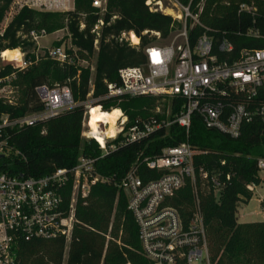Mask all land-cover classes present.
I'll list each match as a JSON object with an SVG mask.
<instances>
[{
  "label": "trees",
  "instance_id": "1",
  "mask_svg": "<svg viewBox=\"0 0 264 264\" xmlns=\"http://www.w3.org/2000/svg\"><path fill=\"white\" fill-rule=\"evenodd\" d=\"M93 1L74 0V10L68 12L23 8L0 35V53L16 48L30 50L35 46L28 36L31 31L45 30L52 34L66 27L76 52V64L69 66L47 56L37 58L34 51L28 52L27 58L32 64L18 72L14 81L19 91V103L9 107L0 102L2 111L18 118L43 110L36 92L43 85L51 88L68 86L74 101L79 104L46 121L15 129L9 143L20 154L0 160V170L12 176L41 177L57 169H70L84 156L97 159V172L109 180L95 184L88 196L78 199L76 216L79 223L69 245L63 238L22 240L18 243L17 264H153L142 251L138 225L128 209L127 195L118 184L138 160L155 157L164 148L186 141L198 151L197 167L221 168L231 175L220 201L207 187L199 189L210 264H264V220L239 221L241 204H247L253 197L254 191L249 185L259 186L264 182L257 165V159L264 158L263 122L255 119L246 123L241 135L231 138L206 127L195 115L188 138L184 129L172 125L141 142L119 146L104 158H101L97 141L82 139L84 104L92 92V80L90 67H82L80 63H90L96 52L95 41L99 40L93 77L95 104L107 112L122 115L123 111L130 126L137 118L165 119L156 108L165 105L166 111L168 101L150 96L105 98L106 83L118 82L120 69L145 63L143 48L155 39L150 37L152 32L168 39L176 26L182 28L170 15L152 11L147 5L148 0H107L103 17L93 6ZM177 1L198 14L201 25L192 24L191 20L187 22L191 46L207 34L214 42L213 55L221 62L237 60L244 50L264 48V0ZM11 2L0 0V26ZM242 5L252 7L253 11L242 10ZM101 19L104 25L98 37L93 30ZM131 32L140 38L139 48L120 40L124 33ZM223 41L232 44L231 52L220 50ZM61 45L60 41L53 43L55 47ZM74 51L69 50V53L74 54ZM13 72L11 66H6L0 69V77ZM182 105L181 99L171 101L169 117L179 113ZM140 175L148 178L155 173L142 164ZM70 196L71 184L66 189V201L69 202ZM170 206L179 211L185 223L190 220L194 207L190 181L171 200Z\"/></svg>",
  "mask_w": 264,
  "mask_h": 264
},
{
  "label": "built area",
  "instance_id": "2",
  "mask_svg": "<svg viewBox=\"0 0 264 264\" xmlns=\"http://www.w3.org/2000/svg\"><path fill=\"white\" fill-rule=\"evenodd\" d=\"M151 2H147L149 7ZM175 2L183 10L180 20H185L176 40L165 45L150 43L145 46V63L120 69L119 81L106 83L105 98L150 96L170 102L181 99L183 105L173 118L169 117L168 111L165 119L137 118L130 126L121 110L114 137L107 135L110 124L100 126V135L91 131V107H85L81 136L85 141H97L101 158L119 146L141 142L154 132L172 125L184 129L188 138L195 115L203 120L206 127L231 138H238L246 123L255 119L264 123V48L244 50L233 62L219 61L213 55V39L207 34L202 35L194 46L190 45L187 22L191 20L192 24L201 25L198 14L192 13L190 6H183L177 0ZM92 4L98 9L102 8V0H94ZM23 8L68 12L74 10V0H12L0 26L1 36ZM241 9L253 11L247 5H242ZM103 25L104 22L100 20L93 30L98 37L99 28ZM47 35L45 30H33L28 35L31 42L38 46L34 50L37 58L41 50L39 40ZM155 35L160 36L159 33ZM120 40H125L132 47L140 46V38L139 43L135 44L130 39V33H124ZM98 45L97 39L95 51H98ZM16 49L19 50L20 59L13 63L3 57V52L0 53L5 65L14 69L12 74L0 77V102L9 107L19 103V91L14 83L16 74L32 64L27 58L28 52L23 48ZM72 49L74 51L73 46H51L43 56L61 65H75L76 52L69 53ZM220 50L231 52L233 46L223 41ZM84 63L87 62L82 61L80 65ZM95 70L96 64H92V92L89 95H92V99ZM36 92L44 106L39 112L16 118L0 109V155H3V159L20 154L9 143L15 129L46 121L79 105L74 101L68 86L51 88L43 85ZM99 107L104 110L101 105ZM157 110L158 114H162L160 108ZM197 154L198 151L188 141L166 147L155 157L138 160L118 184L127 195L128 209L138 225L142 251L153 264H179L182 261L186 264H210L199 189L207 187L220 201L231 175L224 173L221 168L197 167ZM96 162L97 159L81 156L74 167L57 169L41 177L12 176L0 170V264H17L18 243L22 240L63 238L69 245L79 223L76 216L78 199L88 196L95 184L109 181L97 172ZM142 164L155 176L142 177ZM257 165L260 172L264 173V158H258ZM188 181L193 188L194 207L192 217L185 223L179 211L170 206V202ZM69 184L71 196L68 202L66 189ZM249 189L254 191L255 186L249 185ZM260 203L264 210V196L260 198Z\"/></svg>",
  "mask_w": 264,
  "mask_h": 264
},
{
  "label": "rangeland",
  "instance_id": "3",
  "mask_svg": "<svg viewBox=\"0 0 264 264\" xmlns=\"http://www.w3.org/2000/svg\"><path fill=\"white\" fill-rule=\"evenodd\" d=\"M159 2H160V5L158 4ZM106 5H107V0H102V8L99 9V14L101 17H103V15L106 11V9H105ZM150 7L153 11L159 10L166 15H170L171 17H173V19H176L182 25V28H180L179 26H176L175 31L169 36L168 39H164L161 36L155 35V33H151L150 37H155V39H153L152 43L153 44H159V45H165V44H168L172 41H175L177 36L179 35V33L182 31L184 23H185V20H180L181 17H178V16H182V14H183V10H182L181 6L178 5L175 2V0H152ZM169 11H171L172 13H169ZM101 20H103V19H101ZM99 26H100V24H99ZM83 27H84V25H82V28ZM101 28L102 27H100L99 30H101ZM179 40L180 39H177V41H179ZM55 41L62 42V45H65V47H67V48H71L73 46L72 42H71L69 31L66 27H64V28L52 33V34H48L46 37L39 40L40 48H41V50L39 52L40 57H42L46 53V51L49 47L53 46V43ZM36 48H38L37 44H35V46L32 49L25 50V51L26 52L34 51ZM96 61H97V51L95 52V55L91 59L90 63L82 64V67H88V66L90 67V69H91V80H92V64L95 65ZM5 67H6L5 62L0 59V69H4ZM94 74L95 73H93V77H94ZM90 97H89V100L85 103V107L86 108L91 107V114H92V106H95L93 108H97L100 105H96L95 104L96 100L91 99ZM170 106H171V102L168 101L166 111H164L165 105H159L157 108H160L161 113H162L161 115H164L166 118L168 115V111H170V109H171ZM157 108H156V112L158 111ZM115 114H118V113H115ZM118 115L121 116L120 114H118ZM259 175L261 178L264 177V173H262V172H260ZM262 196H264V182H262L259 186H255V189L253 192V197L249 201V203H247L246 205L241 204V207L239 209L240 210L239 211L240 212V217H239L240 222H253V221L264 220V210H263L262 204H260V198ZM66 254H67V249H66Z\"/></svg>",
  "mask_w": 264,
  "mask_h": 264
},
{
  "label": "bare ground",
  "instance_id": "4",
  "mask_svg": "<svg viewBox=\"0 0 264 264\" xmlns=\"http://www.w3.org/2000/svg\"><path fill=\"white\" fill-rule=\"evenodd\" d=\"M158 4L160 5V2ZM169 13H172V12L169 11ZM130 39L135 44L139 43V38L133 32L130 33ZM3 57H5L8 61L13 63V62L18 61V59H20V53L18 49L6 50V51H3ZM119 117L120 116L118 114H115V113L113 114L112 112L104 111L101 109V107L92 108V114H91V108H90V119H89L90 124L89 125L91 128V131L93 130L95 134L100 135L102 133L100 126L102 124H106V125L110 124L109 128H107V135L108 137H114L116 133V121Z\"/></svg>",
  "mask_w": 264,
  "mask_h": 264
},
{
  "label": "crops",
  "instance_id": "5",
  "mask_svg": "<svg viewBox=\"0 0 264 264\" xmlns=\"http://www.w3.org/2000/svg\"><path fill=\"white\" fill-rule=\"evenodd\" d=\"M249 203V202H248ZM261 204V203H260ZM243 205H246V204H243ZM241 207V206H240ZM240 209V208H239ZM240 211V210H239ZM239 217H240V212H239ZM240 221V220H239Z\"/></svg>",
  "mask_w": 264,
  "mask_h": 264
},
{
  "label": "water",
  "instance_id": "6",
  "mask_svg": "<svg viewBox=\"0 0 264 264\" xmlns=\"http://www.w3.org/2000/svg\"><path fill=\"white\" fill-rule=\"evenodd\" d=\"M3 159V155H0V160Z\"/></svg>",
  "mask_w": 264,
  "mask_h": 264
}]
</instances>
